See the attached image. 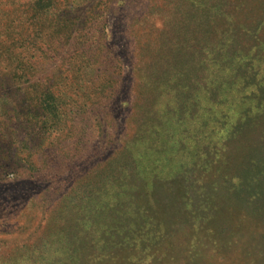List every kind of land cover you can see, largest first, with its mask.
Returning a JSON list of instances; mask_svg holds the SVG:
<instances>
[{
  "label": "rangeland",
  "instance_id": "1",
  "mask_svg": "<svg viewBox=\"0 0 264 264\" xmlns=\"http://www.w3.org/2000/svg\"><path fill=\"white\" fill-rule=\"evenodd\" d=\"M34 1L0 0L3 74ZM54 2L71 40L0 90V264H264V0Z\"/></svg>",
  "mask_w": 264,
  "mask_h": 264
},
{
  "label": "trees",
  "instance_id": "2",
  "mask_svg": "<svg viewBox=\"0 0 264 264\" xmlns=\"http://www.w3.org/2000/svg\"><path fill=\"white\" fill-rule=\"evenodd\" d=\"M47 5L56 6V3L54 2V0H35L30 6L31 16H29L27 19V26H28L27 29L23 25L21 31L24 29L26 30L12 36L9 39L6 47V52L8 53V57L5 58V60L8 61L11 67L8 64V66L4 70V74L0 70V90H2L6 84L10 83V81H16L15 79H20V81L32 79L33 75H35V73L37 72L36 71L37 69L34 66H33L34 69L31 67L33 62L29 64V59H26L25 62L19 60L21 55L19 54V51L22 48L31 50L30 59L35 62L36 60H41L46 58L52 59V56L56 55V50L60 51V49L64 47V42L71 40L70 36L68 37L62 36L61 32H62V28H64V25H62V23L61 24L57 23L55 27H53V25H51L50 22H47V24L52 27V29L49 28L51 32L47 30L46 25H44L43 23L45 22L44 17L49 14L47 13L46 10ZM59 24L62 25V28L60 29L59 27H57L60 26ZM23 34H26L25 37ZM33 52H37L39 54L35 56ZM0 56L2 58L3 54L0 53ZM77 60H80V64H81L80 67L79 66L76 67L75 64H72L71 66L72 68H69L71 63L70 59L68 65H66V67L70 69L71 74H73V77L75 76L74 80H76L77 76L80 77V75L86 78L88 81H93L94 79L100 77L101 79H104V81H102L94 89V91L100 92V94H104V95L107 94L109 91L108 88L111 87V80L110 78L107 77L108 75H104L103 70H101L100 68L98 69L93 68V64L90 61V57H88L86 54H82L81 56H79V59H76L73 62H77ZM85 62L88 63L89 65L83 64ZM55 74L57 76H60V71L57 70L56 73L47 74L44 80L45 81L47 80V82L52 81V79L55 77ZM106 77L108 79H106ZM74 80H72V82H74ZM40 85L41 84H39L38 86L35 84L32 85L33 90L31 91V93L41 94L42 97L40 98L42 101L53 99V96L51 95L52 94L51 91H49V89L47 88L44 89L39 88ZM24 92L28 93L27 91ZM261 161H264V155H263V159L260 160L259 163H262ZM209 223L211 224V221H209ZM207 226H209L208 222L203 224L199 228L192 229V232L193 234L203 233L206 235L207 233H211L214 235V233L211 230H208ZM256 226L257 225H255L253 229V227L251 226H247L246 224H241L240 231H244L247 234L249 231L252 230V235H254L256 233ZM169 239H171V237H169ZM188 246L189 244L186 247H184L186 251L188 249ZM130 255L128 258L126 257L127 259H125L124 261H126V264H135L134 263L135 260L133 258L134 256L130 258ZM158 255L163 256L161 252H158ZM145 256H147V254L144 255V258H147ZM169 259L170 258L167 259L154 258L152 260H155L159 264H166ZM120 261L122 260H119L114 264H119ZM150 263L151 262L147 264ZM77 264H81L80 261H78Z\"/></svg>",
  "mask_w": 264,
  "mask_h": 264
}]
</instances>
